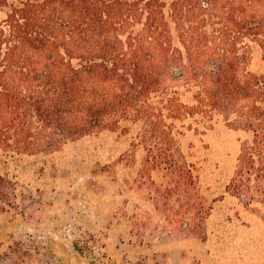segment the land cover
Instances as JSON below:
<instances>
[{"label":"trees","instance_id":"16d2710c","mask_svg":"<svg viewBox=\"0 0 264 264\" xmlns=\"http://www.w3.org/2000/svg\"><path fill=\"white\" fill-rule=\"evenodd\" d=\"M0 15V215L32 219L76 159L85 198L100 177L139 198L111 202L106 228L192 239L195 264H264V0H0Z\"/></svg>","mask_w":264,"mask_h":264},{"label":"rangeland","instance_id":"374dc122","mask_svg":"<svg viewBox=\"0 0 264 264\" xmlns=\"http://www.w3.org/2000/svg\"><path fill=\"white\" fill-rule=\"evenodd\" d=\"M251 70L260 72L264 64L255 58ZM218 128L209 132L214 147H222L226 142L217 139L229 135L222 125ZM231 135V140L245 137L241 132ZM68 167L74 174L64 171L65 185L59 193L47 189L42 198H36L46 204L32 219L13 212L0 215V264H195L193 257L201 256L196 241L166 235L154 225L141 230L142 241L122 220L106 228L102 219L111 202L119 205L128 200L125 207L130 210L131 202L139 198L106 177L98 179L99 191L85 198L81 185L89 173L76 159L68 161ZM127 177L132 180L133 172L128 171ZM49 201L53 204L48 205Z\"/></svg>","mask_w":264,"mask_h":264}]
</instances>
